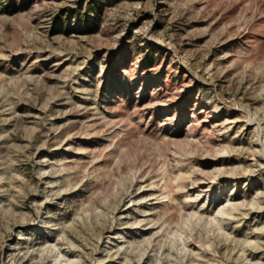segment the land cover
<instances>
[{
  "label": "rangeland",
  "instance_id": "374dc122",
  "mask_svg": "<svg viewBox=\"0 0 264 264\" xmlns=\"http://www.w3.org/2000/svg\"><path fill=\"white\" fill-rule=\"evenodd\" d=\"M0 264H264V0H0Z\"/></svg>",
  "mask_w": 264,
  "mask_h": 264
}]
</instances>
